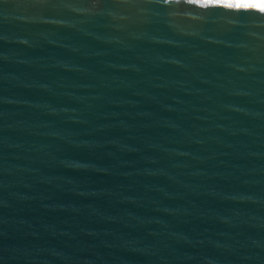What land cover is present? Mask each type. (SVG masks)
I'll list each match as a JSON object with an SVG mask.
<instances>
[{
    "label": "water",
    "instance_id": "1",
    "mask_svg": "<svg viewBox=\"0 0 264 264\" xmlns=\"http://www.w3.org/2000/svg\"><path fill=\"white\" fill-rule=\"evenodd\" d=\"M0 264H264V15L0 0Z\"/></svg>",
    "mask_w": 264,
    "mask_h": 264
},
{
    "label": "snow or ice",
    "instance_id": "2",
    "mask_svg": "<svg viewBox=\"0 0 264 264\" xmlns=\"http://www.w3.org/2000/svg\"><path fill=\"white\" fill-rule=\"evenodd\" d=\"M192 2L206 9L226 8L234 12L254 11L264 15V0H259V2L257 0H192Z\"/></svg>",
    "mask_w": 264,
    "mask_h": 264
},
{
    "label": "clouds",
    "instance_id": "3",
    "mask_svg": "<svg viewBox=\"0 0 264 264\" xmlns=\"http://www.w3.org/2000/svg\"><path fill=\"white\" fill-rule=\"evenodd\" d=\"M257 2H259V0H257Z\"/></svg>",
    "mask_w": 264,
    "mask_h": 264
}]
</instances>
